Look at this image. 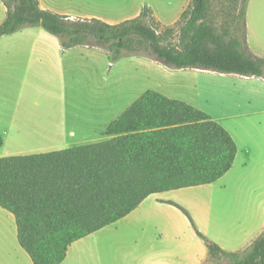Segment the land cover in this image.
<instances>
[{
    "label": "trees",
    "instance_id": "16d2710c",
    "mask_svg": "<svg viewBox=\"0 0 264 264\" xmlns=\"http://www.w3.org/2000/svg\"><path fill=\"white\" fill-rule=\"evenodd\" d=\"M0 37L41 26L63 48L105 50L114 63L144 56L172 68H201L264 78V56L246 40L248 0H239L228 25L207 17L211 0H190L173 29L157 31L147 5L115 24L74 18L39 7L38 0H1ZM102 141L47 152L0 157V207L13 215L16 239L32 264H60L74 241L127 215L148 195L209 184L231 167L236 143L219 122L182 100L146 89L102 131ZM2 137L0 136V146ZM211 256L224 264H264V229L241 250H225L199 231Z\"/></svg>",
    "mask_w": 264,
    "mask_h": 264
},
{
    "label": "rangeland",
    "instance_id": "374dc122",
    "mask_svg": "<svg viewBox=\"0 0 264 264\" xmlns=\"http://www.w3.org/2000/svg\"><path fill=\"white\" fill-rule=\"evenodd\" d=\"M80 1V11L90 9L115 17L130 16L138 6L147 5L157 31L171 27L173 32L167 42L176 44L177 21L190 0L184 5V0H74L78 4ZM86 2L92 3L84 6ZM238 3L239 0H211L207 17L216 24L228 25ZM245 17L249 46L255 54L264 56V0H248ZM2 45L0 109L12 107L13 110V94L21 86L16 83L13 89V49L8 44ZM65 51L60 75L51 66L46 69L50 91L48 103L45 100L44 103L50 107V119L64 122L66 132L75 131V138L88 136L94 142L102 141L103 129L153 86L146 78L151 65L138 64L130 56L111 63L101 48L74 46ZM165 73L161 70L156 75L164 79L168 75ZM207 81L209 86L204 90L200 85L197 90L194 88V93L183 92L194 94L205 112L215 117L233 137L237 151L229 170L209 184L148 195L124 217L74 241L61 264H142L145 255L154 250L172 255V251L187 248L188 252L192 251L194 261L208 253L187 216L166 202L169 200L186 209L197 229L215 242L213 238L232 237L236 227L251 219L258 205L260 211L264 208V78L212 74ZM54 91L60 95H53ZM54 105L60 111H52ZM44 111L39 110V114ZM8 145L0 148V152H8ZM0 213V226L3 224L7 234L6 237L0 234V264H31L17 242L14 218L13 227L7 219H12V214L1 207ZM6 226L10 231L7 232ZM224 263L220 255H209L204 262Z\"/></svg>",
    "mask_w": 264,
    "mask_h": 264
},
{
    "label": "crops",
    "instance_id": "0c3cea01",
    "mask_svg": "<svg viewBox=\"0 0 264 264\" xmlns=\"http://www.w3.org/2000/svg\"><path fill=\"white\" fill-rule=\"evenodd\" d=\"M81 2H79V5L74 0H38L40 8L65 15L70 19L94 17L109 24H115L137 16L142 7L138 6L130 16L115 17L112 14L94 12L90 9L80 11V7L82 8ZM91 3L86 2L84 6ZM185 3H188L187 0H184L182 5ZM5 16L6 8L0 0V23L4 20ZM247 35L246 32V40L249 46L250 43ZM0 44H3V47L8 44L7 46L13 49V89L16 83L21 86V89L13 94V110H11L12 107L0 109V136L2 137V145L0 148H3L7 144L10 147L8 152H0V157L47 152L96 141L94 138L88 136L75 138V131L69 130L66 132L64 122L60 123L56 119H50V107L48 108L47 105L50 89L46 85V69L51 66L52 71L56 72L57 75H60V70L63 69L64 62L62 63V60L65 59L64 53L66 51L62 47L59 37L45 31L41 26H22L10 34L1 36ZM71 48L74 47H70L69 49ZM128 58L139 61L138 64L143 66L144 64L151 65L148 68L150 69V73H147L146 77L153 85L150 89L168 98L182 100L203 111L205 109L197 102L196 96L194 94L193 96L188 95V93L183 91H193L194 93V88L197 90L200 85L204 90V87L209 86L207 80L212 74L223 77L234 74L220 73L201 68H172L144 56H130ZM161 70L168 74L167 78L161 79V75H156ZM240 76L263 80L262 77ZM25 91L34 92L27 94ZM45 93L48 95L44 96ZM53 95H60V92L54 91ZM44 100L47 103H44ZM39 110L45 111L41 115L39 114ZM52 111H60V107L54 105ZM210 117L218 122L215 117ZM104 136L105 139L110 138V136ZM257 208L251 214L249 221L245 220L240 228L236 227V231L232 237L213 239L225 250L234 251L245 248L264 229V208L261 211L259 205ZM7 219L13 227V215L12 219L11 217H7ZM0 222H2L1 218ZM2 226H0V234L6 237L7 234L4 233ZM6 229L7 232L10 231L8 226H6ZM75 243L68 247L65 257L68 256ZM167 255L170 257L167 258ZM208 256L209 254L206 253L201 257H197L194 261L192 251L188 252L187 248L179 252L172 251V255L168 252L162 253L154 250L145 255L142 264H204Z\"/></svg>",
    "mask_w": 264,
    "mask_h": 264
}]
</instances>
